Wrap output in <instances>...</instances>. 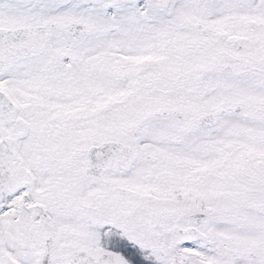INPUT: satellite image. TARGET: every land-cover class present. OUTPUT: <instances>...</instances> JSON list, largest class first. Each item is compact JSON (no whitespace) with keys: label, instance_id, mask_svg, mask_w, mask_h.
I'll return each mask as SVG.
<instances>
[{"label":"snow or ice","instance_id":"obj_1","mask_svg":"<svg viewBox=\"0 0 264 264\" xmlns=\"http://www.w3.org/2000/svg\"><path fill=\"white\" fill-rule=\"evenodd\" d=\"M0 264H264V0H0Z\"/></svg>","mask_w":264,"mask_h":264}]
</instances>
